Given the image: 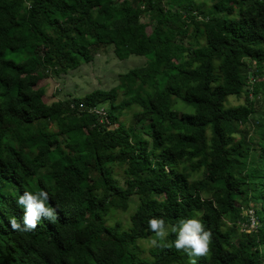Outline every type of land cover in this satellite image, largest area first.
Instances as JSON below:
<instances>
[{
	"label": "trees",
	"instance_id": "obj_1",
	"mask_svg": "<svg viewBox=\"0 0 264 264\" xmlns=\"http://www.w3.org/2000/svg\"><path fill=\"white\" fill-rule=\"evenodd\" d=\"M209 1L0 0V264H264V114L259 140L246 129L264 97V0ZM100 45L147 63L110 90L47 103L40 82ZM122 96L139 109L132 127ZM40 190L56 219L13 230L19 197ZM249 209L259 226L238 233ZM152 218L170 231L144 258ZM191 218L211 233L205 256L175 248L171 227Z\"/></svg>",
	"mask_w": 264,
	"mask_h": 264
},
{
	"label": "rangeland",
	"instance_id": "obj_2",
	"mask_svg": "<svg viewBox=\"0 0 264 264\" xmlns=\"http://www.w3.org/2000/svg\"><path fill=\"white\" fill-rule=\"evenodd\" d=\"M199 3L206 2L208 6L213 5V1L209 0H197ZM142 22H149V16L143 15L141 18ZM94 60L89 64H83L74 71H71L69 74L62 76L61 78H46L40 82V87L45 91V101L50 103L51 101L64 100L68 96H73L77 98H82L85 95L93 92L94 90H110L116 87L119 82V76L127 73L128 71L142 67L146 65L147 58L142 56L132 55L125 60H120L115 56L114 47L108 45H100L95 47L92 51ZM253 70L259 69L255 64L251 65ZM252 76V75H251ZM253 77V76H252ZM256 82H264V74L256 77ZM254 82V80H252ZM124 97L122 96L118 104L121 107V117L120 121L125 123L126 127H132L133 125V116L139 109L136 107H127L121 105ZM174 102L177 101V98H172ZM254 103V113L251 115V123L246 126L247 131H249L253 139L259 140L260 136L255 132L256 122H259L263 119L264 114V97H262L258 102L254 98H251ZM179 103V102H177ZM176 103V104H177ZM228 104L231 106H238L245 104V97L241 98L230 97L228 99ZM106 108L109 107V104L105 105ZM177 111H190L184 104L179 103L175 108ZM253 174L252 169H247V174ZM123 182V179H122ZM137 206V200L134 199L131 207L129 209V214L133 213L135 207ZM127 214L119 215L123 220L127 218ZM238 233L249 234V230L245 231L242 224H238ZM168 232L170 228H166ZM156 237L140 241L138 243V250L144 258H149V250L158 245V240L155 245L152 244V240ZM261 251L264 253V246H262Z\"/></svg>",
	"mask_w": 264,
	"mask_h": 264
},
{
	"label": "clouds",
	"instance_id": "obj_3",
	"mask_svg": "<svg viewBox=\"0 0 264 264\" xmlns=\"http://www.w3.org/2000/svg\"><path fill=\"white\" fill-rule=\"evenodd\" d=\"M47 201H49V194L44 190H40L35 194L25 191L17 201L18 205L22 206L24 210L23 226L15 218H12L10 220L12 229L20 232L31 231L37 228L38 221H41L42 217L54 221L57 213L53 207L48 206ZM148 225L150 230L155 233L156 239L152 240L153 245L157 243V240L163 241L168 235L163 219L152 218L149 220ZM171 231L178 233V237L174 242L177 250L185 251L190 258L208 254L211 233L204 229L200 219L181 220L178 226L171 227ZM190 264H196L195 259H191Z\"/></svg>",
	"mask_w": 264,
	"mask_h": 264
},
{
	"label": "built area",
	"instance_id": "obj_4",
	"mask_svg": "<svg viewBox=\"0 0 264 264\" xmlns=\"http://www.w3.org/2000/svg\"><path fill=\"white\" fill-rule=\"evenodd\" d=\"M93 111L101 117V122H107V123L109 122V120H107V112L104 108L94 109ZM244 214L248 219L246 223L242 224L244 226L245 231L248 229L249 233H251L257 230L259 226V220L257 216L255 215V211H253L252 209H249L245 211Z\"/></svg>",
	"mask_w": 264,
	"mask_h": 264
}]
</instances>
